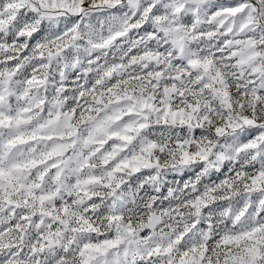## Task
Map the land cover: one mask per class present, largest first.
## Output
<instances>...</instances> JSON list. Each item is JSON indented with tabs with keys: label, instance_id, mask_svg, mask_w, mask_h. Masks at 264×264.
Here are the masks:
<instances>
[{
	"label": "snow or ice",
	"instance_id": "1",
	"mask_svg": "<svg viewBox=\"0 0 264 264\" xmlns=\"http://www.w3.org/2000/svg\"><path fill=\"white\" fill-rule=\"evenodd\" d=\"M0 264H264V0H0Z\"/></svg>",
	"mask_w": 264,
	"mask_h": 264
}]
</instances>
